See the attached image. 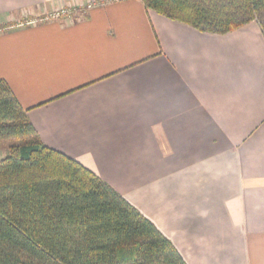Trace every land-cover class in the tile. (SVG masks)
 I'll use <instances>...</instances> for the list:
<instances>
[{"label": "crops", "instance_id": "crops-1", "mask_svg": "<svg viewBox=\"0 0 264 264\" xmlns=\"http://www.w3.org/2000/svg\"><path fill=\"white\" fill-rule=\"evenodd\" d=\"M0 80L48 147L112 185L187 264H264L256 21L219 35L143 0H0Z\"/></svg>", "mask_w": 264, "mask_h": 264}, {"label": "trees", "instance_id": "trees-1", "mask_svg": "<svg viewBox=\"0 0 264 264\" xmlns=\"http://www.w3.org/2000/svg\"><path fill=\"white\" fill-rule=\"evenodd\" d=\"M147 10L211 34L256 21L264 0H143ZM0 264H187L173 242L112 185L48 147L0 80Z\"/></svg>", "mask_w": 264, "mask_h": 264}, {"label": "built area", "instance_id": "built-area-1", "mask_svg": "<svg viewBox=\"0 0 264 264\" xmlns=\"http://www.w3.org/2000/svg\"><path fill=\"white\" fill-rule=\"evenodd\" d=\"M95 5L96 3H88L87 5L81 6L79 9H77L74 6H63L42 17L27 19L26 21L22 22L21 25L34 24L38 22H47L52 20L64 19V18H72L76 12L86 13L89 9L93 8Z\"/></svg>", "mask_w": 264, "mask_h": 264}, {"label": "rangeland", "instance_id": "rangeland-1", "mask_svg": "<svg viewBox=\"0 0 264 264\" xmlns=\"http://www.w3.org/2000/svg\"><path fill=\"white\" fill-rule=\"evenodd\" d=\"M8 150L5 143H0V160L7 156Z\"/></svg>", "mask_w": 264, "mask_h": 264}]
</instances>
